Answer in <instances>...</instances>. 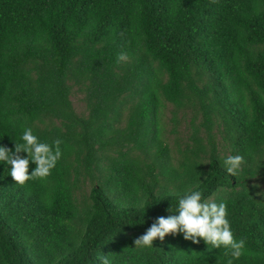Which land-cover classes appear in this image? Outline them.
I'll return each mask as SVG.
<instances>
[{"label":"trees","instance_id":"obj_1","mask_svg":"<svg viewBox=\"0 0 264 264\" xmlns=\"http://www.w3.org/2000/svg\"><path fill=\"white\" fill-rule=\"evenodd\" d=\"M25 127L63 155L23 185L0 164V264H227L180 234L135 249L199 179L235 264H264V0H0V144Z\"/></svg>","mask_w":264,"mask_h":264},{"label":"clouds","instance_id":"obj_2","mask_svg":"<svg viewBox=\"0 0 264 264\" xmlns=\"http://www.w3.org/2000/svg\"><path fill=\"white\" fill-rule=\"evenodd\" d=\"M125 58L123 53L119 57L120 60ZM61 144L59 138L51 143L41 140L31 127H25L19 139L14 142V150L0 144V164L10 166V176L20 185L36 178H46L62 158ZM22 153H26V156ZM243 163L244 157L241 155H228L222 161L225 172L230 176L238 175ZM30 164L35 165L31 172ZM200 183L199 179L182 194L177 193L175 206L167 209L172 214L156 218L147 231L135 240V249H153L157 239L163 243L167 235L180 234L184 240L193 244L203 240L207 246H211V250L223 248L228 257L227 264H235L245 255L246 240L234 235L228 219L227 198L204 199L198 187ZM257 195L264 197V192ZM138 206L143 208L145 202L141 201ZM138 220L142 222L137 223L143 224L144 215ZM98 260L100 264H111L109 255L102 254Z\"/></svg>","mask_w":264,"mask_h":264},{"label":"rangeland","instance_id":"obj_3","mask_svg":"<svg viewBox=\"0 0 264 264\" xmlns=\"http://www.w3.org/2000/svg\"><path fill=\"white\" fill-rule=\"evenodd\" d=\"M72 101L74 104V108L78 114H87V112L85 111V103L83 102V95L75 93V95L72 96Z\"/></svg>","mask_w":264,"mask_h":264}]
</instances>
